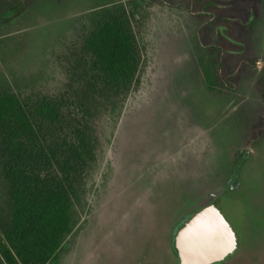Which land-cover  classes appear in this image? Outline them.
I'll return each instance as SVG.
<instances>
[{
  "label": "rangeland",
  "instance_id": "1",
  "mask_svg": "<svg viewBox=\"0 0 264 264\" xmlns=\"http://www.w3.org/2000/svg\"><path fill=\"white\" fill-rule=\"evenodd\" d=\"M193 3L0 0V94L90 108L93 155L71 229L48 264H177L175 229L213 203L238 241L222 264H264V131L255 128L264 111L256 89L264 0L246 24V55L257 63L217 91L201 67L207 51L199 29L209 20ZM107 22L132 40L124 84L109 81L89 47ZM9 188L0 159V264H12Z\"/></svg>",
  "mask_w": 264,
  "mask_h": 264
},
{
  "label": "trees",
  "instance_id": "2",
  "mask_svg": "<svg viewBox=\"0 0 264 264\" xmlns=\"http://www.w3.org/2000/svg\"><path fill=\"white\" fill-rule=\"evenodd\" d=\"M200 1L193 0L195 9L200 6L207 15L199 16L209 20L199 29L207 51L201 67L208 89L217 91L257 63L246 55V24L257 17L259 0ZM131 42L124 27L113 22L102 24L90 38L89 47L110 82L128 81L134 57ZM256 89L264 99V75ZM63 103L68 105L63 99L0 94V159L13 208L7 238L12 264L50 263L71 229L73 199L94 145L87 123L90 108L76 110ZM255 128L264 131V111ZM173 250L176 253L174 243Z\"/></svg>",
  "mask_w": 264,
  "mask_h": 264
},
{
  "label": "water",
  "instance_id": "3",
  "mask_svg": "<svg viewBox=\"0 0 264 264\" xmlns=\"http://www.w3.org/2000/svg\"><path fill=\"white\" fill-rule=\"evenodd\" d=\"M174 248L180 264H222L237 250V236L216 206L194 213L175 236Z\"/></svg>",
  "mask_w": 264,
  "mask_h": 264
},
{
  "label": "flooded vegetation",
  "instance_id": "4",
  "mask_svg": "<svg viewBox=\"0 0 264 264\" xmlns=\"http://www.w3.org/2000/svg\"><path fill=\"white\" fill-rule=\"evenodd\" d=\"M200 210V209H199ZM198 211V210H197ZM196 211V212H197ZM196 212H194V213H196ZM193 213V214H194ZM193 214H191V215H189L188 217H186L184 220H183V222L181 223V225L178 227V229L182 226V225H184L186 222H187V220L193 215ZM178 229H177V231H178ZM177 231H176V233H177ZM176 233H175V231H174V237H173V240L175 239V236H176ZM173 243H174V241H173ZM176 251V250H175ZM176 254V256H177V252L175 253ZM177 264H180V262H179V259H178V256H177Z\"/></svg>",
  "mask_w": 264,
  "mask_h": 264
}]
</instances>
